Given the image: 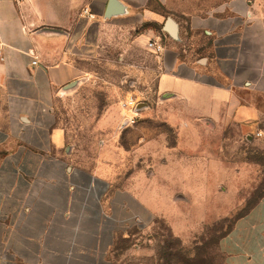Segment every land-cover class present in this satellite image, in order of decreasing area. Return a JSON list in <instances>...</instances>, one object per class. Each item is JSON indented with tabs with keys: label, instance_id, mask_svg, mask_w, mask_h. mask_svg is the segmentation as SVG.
Returning <instances> with one entry per match:
<instances>
[{
	"label": "rangeland",
	"instance_id": "obj_1",
	"mask_svg": "<svg viewBox=\"0 0 264 264\" xmlns=\"http://www.w3.org/2000/svg\"><path fill=\"white\" fill-rule=\"evenodd\" d=\"M132 1L163 14L160 25L152 24L156 35L167 17L180 25L182 41L157 39L165 48L188 60L208 58L216 73L222 70V32L210 38L203 31H189L188 16H204L226 0H181L182 9L176 12H168L158 0ZM258 3L255 11L261 17L264 0ZM232 17L234 22L240 21ZM249 18L246 22L254 21ZM214 38V51L193 54L192 49L210 45ZM243 47L245 51L247 44ZM133 55L128 61L136 69H142L145 62L143 69L151 71L149 78L126 77L115 63L92 66L91 77L71 90L58 92L51 105L34 111L35 125L24 132L18 159L9 156L11 145L0 151L2 167L16 166L22 171L50 168L56 190L69 191L70 196L69 202L67 198L64 206L50 208L48 214L40 215L38 206L27 212L19 204L10 216H0V264H225L219 244L222 236L264 195V141L250 143L231 136L236 140L214 143L215 155L235 162L246 175L236 181L234 195L230 189L229 199L209 201L204 197L191 202L190 192L184 188L190 185L191 175L181 173L180 168L196 162L191 153L177 151V155L189 156L178 160L169 153L171 158H163L169 168L159 171V148L180 145L176 128L170 125L177 112L161 108L156 94L160 60L152 54ZM109 59L120 61L119 55ZM215 77L216 84L223 83L220 75ZM131 100L141 104L142 110L129 106ZM261 104L258 107L263 110L264 100ZM2 114L0 111V124L6 126H0L8 130L9 124L4 122L10 121V113H4L5 119ZM177 121L178 125L188 123L187 119ZM55 130L62 137L52 145L48 140ZM12 177L18 179L17 188L22 183L24 189L32 190L52 184L45 174L19 172ZM232 180H236L234 176ZM38 217L47 223L35 222Z\"/></svg>",
	"mask_w": 264,
	"mask_h": 264
},
{
	"label": "crops",
	"instance_id": "obj_2",
	"mask_svg": "<svg viewBox=\"0 0 264 264\" xmlns=\"http://www.w3.org/2000/svg\"><path fill=\"white\" fill-rule=\"evenodd\" d=\"M120 1L127 6L128 13L106 19L104 14L109 0H0L3 56L0 61V111L3 119L4 113H10V121L4 122L9 124V129H3L6 125L0 124L3 126H0V151L6 144L11 145L9 156L18 159L17 151H22L24 132L35 125L34 111L39 106L43 109L51 105L54 96L74 82L80 85L91 77L92 66L99 68L115 63L124 69L126 77L144 79L151 75L149 69H143L145 62L142 69H136L128 57L136 53L152 54L159 58L162 69L156 82L159 106L177 112L169 123L176 128L180 142L177 146L166 144L164 149L159 148V171L163 173L169 168L163 163L164 157H172L169 153H174L177 160L189 157L177 155V151L191 153L190 157L196 162L180 167L184 170L181 173L191 175L190 185L184 187L190 192V201L204 197L209 201L225 196L229 199L230 189L234 195L238 189L236 181L246 175L245 170L235 162L217 157L214 143L236 140L231 136L243 137L250 143L264 141V109L258 107L264 100V16L260 17L255 11L259 0H226L204 16H188L189 31H203L210 38L222 32V70L217 73L208 58L188 60L157 41L162 37L175 43L182 41L179 24L178 39L165 32L167 18L156 35L152 24L162 23V13L132 0ZM158 3L168 12L182 9L181 0H158ZM233 15L240 20L238 23L232 20ZM248 17L254 21L246 22ZM155 38L163 47L161 53L147 45ZM243 44H247L245 51ZM192 46L196 47L194 43ZM215 46L214 38L212 44L198 46L201 48L192 49V52L214 51ZM118 55L120 61L109 59ZM216 74L222 77L223 83L214 82ZM165 94L171 95L170 98L161 100ZM137 106L136 102L135 109ZM177 118L187 119L188 123L178 125ZM57 132L49 135L52 145L62 137ZM183 141L187 146L181 143ZM204 144L206 146L202 147ZM201 152L204 154L200 155ZM20 156L21 160L23 155ZM199 159L210 161L205 163ZM2 163L0 161V216H10L12 208L19 204L27 207V212L38 206L39 214L43 215L48 214L50 208L64 206L67 198L69 202V191L67 195L64 190H56L54 178H51L54 172L50 168L38 166L22 171L16 166L2 167ZM19 172L21 175L45 174L47 182L51 179L52 184L32 190L24 189L22 183L17 188L18 179L12 176ZM232 176L236 180H232ZM35 222L47 223L40 217ZM92 235H95L93 231ZM219 244L225 264H264V195L222 236Z\"/></svg>",
	"mask_w": 264,
	"mask_h": 264
},
{
	"label": "water",
	"instance_id": "obj_3",
	"mask_svg": "<svg viewBox=\"0 0 264 264\" xmlns=\"http://www.w3.org/2000/svg\"><path fill=\"white\" fill-rule=\"evenodd\" d=\"M128 13L127 6L120 1V0H109V3L106 8V12L104 14V17L106 19H110L112 17L116 16H124ZM164 30L167 32L172 38L178 39V33H179V26L178 23L171 17H167L165 24H164ZM77 86V83L74 82L70 86H68L65 91L71 90ZM171 95L165 94L161 97V100H165L166 98H170ZM136 110H142V105H138Z\"/></svg>",
	"mask_w": 264,
	"mask_h": 264
},
{
	"label": "built area",
	"instance_id": "obj_4",
	"mask_svg": "<svg viewBox=\"0 0 264 264\" xmlns=\"http://www.w3.org/2000/svg\"><path fill=\"white\" fill-rule=\"evenodd\" d=\"M87 11H85L86 13ZM92 16V15H91ZM148 47L151 49H154L156 51V53H161L163 51V47L158 44L155 41H149L147 43ZM3 60V56H2V49H0V61ZM33 64H36V62H33ZM128 105L131 106L132 108L135 107V103L133 100H131L130 102H128ZM258 136H260V134H258Z\"/></svg>",
	"mask_w": 264,
	"mask_h": 264
}]
</instances>
